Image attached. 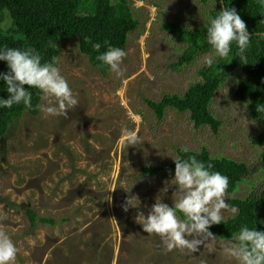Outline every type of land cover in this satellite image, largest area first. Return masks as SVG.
Masks as SVG:
<instances>
[{"label": "rangeland", "instance_id": "rangeland-1", "mask_svg": "<svg viewBox=\"0 0 264 264\" xmlns=\"http://www.w3.org/2000/svg\"><path fill=\"white\" fill-rule=\"evenodd\" d=\"M130 1L139 24L128 33L122 75L109 69L101 73L75 38L61 42L57 66L78 104L67 116H53L41 111L48 105L42 95L38 113L24 112L0 139V231L18 249L14 264H237L223 252L233 239L201 237L204 243L197 252L167 250L159 235L143 232L135 221L138 211L147 214L156 197L168 205L179 198L168 184L174 171L139 174L142 165L172 163L179 148L204 146L212 156L249 165L248 181L226 192L225 199L264 189V170H259L260 147L252 142L256 125L247 102L232 92V77L210 103L221 122L217 132L194 128L188 112L173 108L158 118L148 103L164 94L181 95L199 80L197 70L210 51L171 68L185 43L164 25L200 26L209 20L213 2ZM124 128L138 132L136 146L126 147ZM130 197L140 205L125 212L122 205ZM25 206L56 223L30 229ZM233 213L229 207L222 210L224 218Z\"/></svg>", "mask_w": 264, "mask_h": 264}, {"label": "trees", "instance_id": "trees-1", "mask_svg": "<svg viewBox=\"0 0 264 264\" xmlns=\"http://www.w3.org/2000/svg\"><path fill=\"white\" fill-rule=\"evenodd\" d=\"M208 1V0H204ZM213 2L209 16L225 6L235 8L246 23L247 30L253 38L247 52V64H241L239 57L233 52L227 59L218 60L211 67L202 65L197 70L199 80L191 83L183 94H164L158 100L148 101L155 116L162 118L167 108L188 112L193 127L208 126L217 132L220 120L210 109V103L215 92L229 77L235 82L232 92L240 100L247 102V113L253 119L257 133L252 142L260 147V168L264 170V113H257L256 106L264 104V40L257 41L255 31H264V24L259 23L264 17V0H210ZM224 7H223V6ZM7 18V19H6ZM11 20L7 30H0V46L7 45L23 49H36L42 62L58 59L60 43L75 38L79 50L84 53L89 62L96 66L101 73L108 68L96 59L98 53L93 44L102 45L101 52L108 44L124 49L128 33L139 24L134 16L130 0H0V24ZM209 21V20H208ZM208 21L197 27H186L177 23L167 22L164 29L173 33L178 40L185 43V48L178 54L169 66L173 69L191 64L200 53L211 51L206 41V26ZM88 37V40L84 38ZM6 63L0 61V72H6ZM28 86L25 85V88ZM6 86L0 81V98H7ZM32 107L23 104L13 105L12 108H0V139L3 138L14 121L24 112L36 115L39 111L42 93L30 88ZM177 157L187 159L195 155L197 159L211 164L214 171H219L229 178L227 193L237 190L238 185L248 181L250 167L243 161H237L228 156H212L209 150L202 146L199 150H177ZM176 157V158H177ZM174 162L166 165H142L141 175L161 172L166 169L174 171ZM259 178H262L260 175ZM229 208L234 213L224 218L223 223L212 225L209 231L220 239H234L241 225L264 230V189L249 190L244 196L231 195L226 198ZM172 206V205H169ZM29 221L30 229L36 225H53L56 219L50 216L37 215L31 207H23ZM180 219H183L180 215Z\"/></svg>", "mask_w": 264, "mask_h": 264}, {"label": "clouds", "instance_id": "clouds-1", "mask_svg": "<svg viewBox=\"0 0 264 264\" xmlns=\"http://www.w3.org/2000/svg\"><path fill=\"white\" fill-rule=\"evenodd\" d=\"M261 16L264 17V11ZM259 23L264 24V19ZM10 25L11 20H6L0 24V30H7ZM254 35L257 41L264 40V31H255ZM252 40L246 23L237 10L225 6L216 12L215 16L209 17L206 41L211 51L203 56L202 62L209 67L214 63L217 66L218 60L227 59L233 52L234 44L233 57H239L241 64H247V52ZM92 46L98 53L96 59L103 66L116 76L122 75L121 64L126 57L125 50L112 46L107 41L106 50L103 52L100 43ZM0 61L6 63L7 71L0 72V81L6 86L8 93L7 98H0V108H12L13 105L20 104L31 108L30 88L38 89L48 101L47 106L41 107V111L46 114L67 116L69 109L78 104L68 81L57 66L55 57L42 62L40 53L32 47L20 49L3 45L0 46ZM25 85L28 87L25 88ZM256 111L264 113V104H258ZM123 142L126 147L136 146L139 142L138 132L124 128ZM172 160L175 165L174 175L168 184L175 186V193L179 198L174 205L169 206L156 197L147 214L138 211L135 221L143 232L159 235L167 250L186 248L197 252L204 243L201 237L215 239L209 228L224 221L222 210L229 207L225 199L229 178L219 171L212 170L210 163L206 164L195 155L187 159L177 157ZM162 191L166 192L167 187ZM131 198L122 205L123 211L127 212L129 207L139 208V199L134 197L136 203L133 204ZM178 213L183 219L178 218ZM17 252L18 249L10 236L0 231V264H14ZM223 252L237 264H264V230L241 225L234 239L224 245Z\"/></svg>", "mask_w": 264, "mask_h": 264}, {"label": "water", "instance_id": "water-1", "mask_svg": "<svg viewBox=\"0 0 264 264\" xmlns=\"http://www.w3.org/2000/svg\"><path fill=\"white\" fill-rule=\"evenodd\" d=\"M223 6V5H222ZM224 7V6H223Z\"/></svg>", "mask_w": 264, "mask_h": 264}]
</instances>
